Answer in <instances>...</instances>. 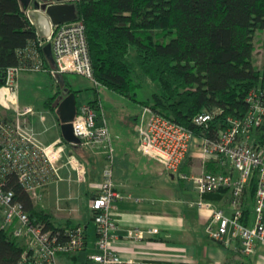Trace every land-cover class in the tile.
<instances>
[{
	"label": "trees",
	"instance_id": "1",
	"mask_svg": "<svg viewBox=\"0 0 264 264\" xmlns=\"http://www.w3.org/2000/svg\"><path fill=\"white\" fill-rule=\"evenodd\" d=\"M76 7L78 20L87 28L99 86L138 102V89L153 84L152 98L142 106L196 136L218 137L229 117L248 114L249 93L264 89V63L262 68L255 64V39L257 33H264V0H79ZM47 44L20 0H0V82L8 69L32 65L27 51L34 46L46 67L52 66L45 54ZM56 98L47 103L53 110ZM89 105L102 109L99 98ZM203 113L214 115L209 128L195 124ZM63 143L71 145L64 139ZM206 170L227 173L214 161ZM258 186L256 173L244 197L246 226L254 220ZM10 188L31 220L46 225L61 241L78 227L58 225L54 214L35 204L16 178ZM218 192L230 191L212 193ZM25 247L14 227H0V264H17Z\"/></svg>",
	"mask_w": 264,
	"mask_h": 264
},
{
	"label": "built area",
	"instance_id": "2",
	"mask_svg": "<svg viewBox=\"0 0 264 264\" xmlns=\"http://www.w3.org/2000/svg\"><path fill=\"white\" fill-rule=\"evenodd\" d=\"M70 1L76 4L79 0ZM47 40L52 44L56 67L47 68L39 48L34 46L27 51L32 65L8 69L5 81L0 82V227L2 230L14 227L15 236L26 244L17 264H58L59 253L80 251L87 244L83 226L70 230L67 241L63 242L46 225L33 222L23 202L10 188L11 180L16 178L31 200L40 204L47 190L63 181L61 170L64 166L76 172L79 183L87 180V166L75 154H68L63 140L50 146L43 143L41 133L32 123V118L39 112L31 107L21 109L19 105L18 79L22 71L48 72L57 80L64 74H76L99 87L83 21L56 26ZM247 102L248 114L243 118L229 117L228 126L216 138L196 136L150 107L143 109L137 131L142 154L161 164L180 180L191 183L202 198L223 189L231 192V216L202 198L197 205L201 210L213 213V221L208 228L213 241L227 248L239 242L242 253L253 256L257 243L264 242V89L252 90ZM40 116L44 122L46 116ZM213 119V114L203 113L195 119V124L209 128ZM72 124L75 136L82 145L103 149L106 154L103 182L91 198L90 209L98 236L95 245L97 253L92 260L97 264H131L121 260L113 247L114 233L118 228L113 212L123 196L115 190L116 155L105 113L88 104L78 111ZM194 149L198 150L203 160L217 162L230 171L182 172L184 162ZM256 173L259 186L254 220L251 226H246L242 221L244 197ZM129 236L144 238V232L131 230Z\"/></svg>",
	"mask_w": 264,
	"mask_h": 264
},
{
	"label": "crops",
	"instance_id": "3",
	"mask_svg": "<svg viewBox=\"0 0 264 264\" xmlns=\"http://www.w3.org/2000/svg\"><path fill=\"white\" fill-rule=\"evenodd\" d=\"M51 4L73 3L70 0H52ZM21 6L30 16L39 35L42 38H48L55 26H53L46 12L44 10L38 11L39 26H37L32 19V14L36 11L34 5L27 6L25 1H21ZM49 68H54V66ZM43 73L53 79V89L58 82L59 91L55 95L56 100L53 101V105H57V108L55 110L50 109L54 114L53 120L49 119L41 109L36 110L39 113L32 118V123L34 128L41 133L43 143L50 146L59 140H63L61 123L57 113L61 92L69 88L71 93H75L78 111L84 105L79 104L82 90L76 88L66 79L67 74L62 75L57 80L48 72ZM41 114L46 116L44 122L41 120ZM80 146L67 145L66 148L68 154L77 156L73 149L79 152L80 157H77L87 166L88 170L86 182L79 183L75 172L64 166L61 170L63 181L50 187L45 194V203H53L54 205L50 207L51 211L48 207L44 208L54 214L56 221H62L60 225L72 223L83 226L87 234L85 248L76 252L59 253L58 264H97L92 260V256L97 253L94 245H96L98 238L94 218L90 209L89 217L94 225V230L91 232L90 225L81 223L86 219V215L79 203L83 206V200H91L96 193L97 186L104 179L103 169L105 165L102 170L97 168L94 154L88 153ZM137 152L142 154L139 147ZM104 155L106 157L105 153ZM142 155L147 160L156 163L160 169L157 185L151 183L144 192L140 190L143 187L140 183L133 177H127L128 173H125L126 171L122 167L123 160L119 158L117 161L116 158L115 190L123 196V199L117 201L116 209L113 212L118 224L114 233L113 247L121 260L132 262L131 264H264V242L257 243V250L253 256H245L240 250L239 242H235L232 247L227 248L221 243L213 241L208 234V228L213 221V213L198 207L197 204L202 197L195 187L182 180L178 182L177 175L167 171L152 158ZM131 160L133 163L138 162L137 157H133ZM209 163L201 158L197 149H194L184 162L183 169L188 174H199L207 171L206 168ZM94 168L98 171L97 175L92 174ZM224 168L227 173L230 171L228 167ZM235 177H238L237 173H235ZM202 199L212 203L216 208L224 210L229 216L233 213L230 192L212 193L205 195ZM55 205L58 208L62 207L65 211H71L73 216L63 215L60 217L53 212ZM131 230L144 232V238H131L129 236Z\"/></svg>",
	"mask_w": 264,
	"mask_h": 264
},
{
	"label": "rangeland",
	"instance_id": "4",
	"mask_svg": "<svg viewBox=\"0 0 264 264\" xmlns=\"http://www.w3.org/2000/svg\"><path fill=\"white\" fill-rule=\"evenodd\" d=\"M72 5L76 4L73 3ZM169 40L170 38H167V41ZM255 45V64L258 68H262L264 63L263 32L257 33ZM66 79L76 88L82 90L79 99L80 105L86 106L90 101L97 98L101 100L102 109L99 111L105 113L115 148L117 161L119 158L123 160L122 167L126 171L125 173H128L127 177H133V179L140 183L143 186L140 190L143 192L147 190L151 183L157 185L160 169L156 163L147 160L142 154L137 152V148L139 147L140 143L137 127L143 114V109L145 108L142 106L141 102L152 98V94L155 91L156 86L151 83H145L141 88L138 89V102H136L105 87L99 86L97 88V86L91 80L76 74H67ZM53 85V79H51L49 76H45L41 71H22L18 79V101L21 109L28 107H31L34 110L41 109L46 113L45 115L48 116L49 119L53 120L54 114L50 111L51 108L47 105V103L50 102L59 91L58 82H56L54 89ZM37 118L39 119V117ZM80 147L88 153L94 154V157L97 161V168L102 170L106 161L103 149H92L86 145H81ZM73 151L77 154V156L80 157L78 151L74 149ZM133 157H137L138 162L133 163L131 160ZM116 171L117 166L115 165V173ZM97 172V169L94 168L92 174L97 175ZM178 182H180V179H178ZM45 200L46 199L40 203L41 206L48 207L49 211H51L52 209L50 207H52L54 204L45 203ZM82 204L83 206H81V203H79V206L82 207L83 213L86 215V219L81 223L84 225H90V231L93 232L94 225L93 222L90 221L91 219L89 217L91 200L85 199L83 200ZM53 208H55L53 209V212L58 214L60 217L63 215L73 216L71 211H65L62 207L58 208L56 206ZM61 223V220H57L58 225Z\"/></svg>",
	"mask_w": 264,
	"mask_h": 264
},
{
	"label": "water",
	"instance_id": "5",
	"mask_svg": "<svg viewBox=\"0 0 264 264\" xmlns=\"http://www.w3.org/2000/svg\"><path fill=\"white\" fill-rule=\"evenodd\" d=\"M25 1L27 6L31 4L35 7V12L32 14L34 23L39 26L38 15L41 10H44L48 15L53 26H59L64 23L74 22L78 20L77 7L72 4H51L52 0H20ZM45 54L48 60L56 67V60L53 55L52 44H47L45 47ZM58 103V117L61 123V131L63 139L71 145H80L82 142L75 136L73 124L77 113V97L75 93H71L69 88L61 92Z\"/></svg>",
	"mask_w": 264,
	"mask_h": 264
},
{
	"label": "bare ground",
	"instance_id": "6",
	"mask_svg": "<svg viewBox=\"0 0 264 264\" xmlns=\"http://www.w3.org/2000/svg\"><path fill=\"white\" fill-rule=\"evenodd\" d=\"M147 107V106H146ZM256 198V197H255ZM245 203V202H244ZM245 205V204H244Z\"/></svg>",
	"mask_w": 264,
	"mask_h": 264
}]
</instances>
